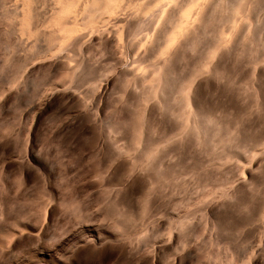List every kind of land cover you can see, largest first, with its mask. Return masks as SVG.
<instances>
[{
	"label": "rangeland",
	"instance_id": "obj_1",
	"mask_svg": "<svg viewBox=\"0 0 264 264\" xmlns=\"http://www.w3.org/2000/svg\"><path fill=\"white\" fill-rule=\"evenodd\" d=\"M233 1L121 0L105 13L92 0H0V264H132L123 241L145 264H264V0ZM197 76L208 104L190 120L179 94ZM58 92L72 103H44ZM45 181L72 208L56 204L46 236L10 240L15 224L41 223ZM98 232L111 247L67 251Z\"/></svg>",
	"mask_w": 264,
	"mask_h": 264
},
{
	"label": "bare ground",
	"instance_id": "obj_2",
	"mask_svg": "<svg viewBox=\"0 0 264 264\" xmlns=\"http://www.w3.org/2000/svg\"><path fill=\"white\" fill-rule=\"evenodd\" d=\"M98 1H100L103 5H100V6H98V7H96L97 9L98 8H100L103 12H107V13H112L113 11H114V9L120 4V1L121 0H92V2H93V4L95 5V3L97 2V4H98ZM152 1V0H151ZM235 1V0H234ZM233 1V2H234ZM236 2V1H235ZM144 3V2H143ZM232 3V2H231ZM89 4V3H88ZM203 4V3H202ZM205 4H207V3H205ZM78 5V4H77ZM90 5V4H89ZM131 5V4H130ZM232 5V6H231ZM231 5H229L228 6V8L231 10V11H233V12H236V11H238V10H240L241 8H243L242 7V0H239L238 1V3L237 4H231ZM91 6V5H90ZM69 7V6H68ZM94 7V6H93ZM133 7V6H132ZM182 9V8H181ZM173 10V9H172ZM67 11H68V9H66L65 10V12L67 13ZM118 11V10H117ZM128 11V10H127ZM246 11V10H245ZM58 12V11H57ZM182 12V11H181ZM156 13V12H155ZM199 13V12H198ZM197 13V14H198ZM65 14V13H64ZM58 15V14H57ZM67 15V14H66ZM129 15V14H128ZM151 15V14H150ZM146 19V18H145ZM175 21L172 23V27H171V29L169 30V32H168V35H167V37H166V41H165V48H167L169 45H170V43H172V41L183 31V29L185 28V26H186V23L189 21L188 20V15H187V10H185V11H183L182 13H181V15L177 18V19H174ZM202 21V20H201ZM121 22V21H120ZM143 22V21H142ZM141 22V23H142ZM110 23V22H109ZM137 23H139V22H137ZM251 23V22H250ZM188 24V23H187ZM143 25V24H142ZM109 26V25H108ZM139 26V25H138ZM153 26V25H152ZM160 26V25H159ZM196 26V25H195ZM207 26V25H206ZM210 26H211V24H210ZM50 27V26H49ZM97 27V26H96ZM115 27V26H114ZM137 27V26H136ZM147 27V26H146ZM146 27H145V30H146ZM158 28H160V27H158ZM239 28V27H238ZM69 30H71V29H69ZM239 30V29H238ZM164 31V30H163ZM142 32V31H141ZM160 32V31H159ZM207 32V31H206ZM219 32H220V38H219V40H218V42L216 41V43L217 44H213L212 46H209L208 48H207V50H208V52H206L207 53V55H208V57H213L215 54H217L218 56H219V54L217 53V51L219 50V49H221L220 47L221 46H223V45H225L226 43H227V38H228V36H227V38H226V36L224 35V33H223V28L222 29H220L219 30ZM199 33V32H198ZM132 34V33H131ZM133 34H135V33H133ZM136 34H138V33H136ZM155 36V35H154ZM208 36V35H207ZM158 37H159V35H158ZM105 38V37H104ZM112 38V37H111ZM260 38V37H259ZM218 39V38H217ZM101 40V39H100ZM197 40V39H196ZM210 41V40H209ZM89 42V41H88ZM163 43V42H162ZM105 44V43H104ZM164 44V43H163ZM192 44V43H191ZM145 45V44H144ZM258 47V46H257ZM203 48V47H202ZM223 48H225V47H223ZM223 48H222V50H223ZM169 50V49H168ZM206 50V51H207ZM221 51V50H220ZM117 52V51H116ZM128 52V51H127ZM227 52V51H226ZM221 53V52H220ZM116 54V53H115ZM119 55V54H118ZM225 55V54H224ZM141 56H142V54H141ZM214 58V57H213ZM207 59V58H206ZM223 59H224V57H223ZM226 59V58H225ZM224 59V60H225ZM166 60V59H165ZM209 61H210V59H208ZM217 60V59H216ZM216 62V61H215ZM133 63V62H132ZM151 63V62H150ZM167 63V62H166ZM165 63V64H166ZM163 64V62H161V66H164V64ZM206 64V63H205ZM207 64H209L208 62H207ZM206 64V65H207ZM212 64V63H211ZM206 65L204 66V65H202V66H204V68L203 69H201V70H206ZM215 65V64H214ZM259 65V64H258ZM125 66V65H124ZM157 67H158V65H156ZM155 66V67H156ZM165 66H167V64L165 65ZM217 66V65H216ZM154 67V68H155ZM156 67V68H157ZM207 67L209 68V67H211V65H207ZM214 67V66H213ZM213 67H211V69L213 70ZM165 67H160V65H159V68H158V70H157V78H159V79H156L157 81H158V83L159 84H161V85H163V83H164V79L162 80V77H164L165 78V73H166V69H164ZM256 69H257V67H256ZM156 70H154L155 72H156ZM199 70H200V68H199ZM204 70V71H205ZM208 70V69H207ZM216 71V70H215ZM222 71V70H221ZM255 71V70H254ZM257 71V70H256ZM155 72L153 73V75H156L155 74ZM207 73V72H206ZM221 73V72H220ZM219 73V74H220ZM264 72L262 71V70H258V75H260V74H263ZM193 75V74H192ZM191 75V76H192ZM196 75V74H195ZM107 77V76H106ZM198 77V76H197ZM201 77V76H200ZM204 76H202V78H203ZM258 77V76H257ZM156 77H154V78H152V79H155ZM190 78V77H189ZM188 78V80L187 81H189V80H191V79H189ZM192 78H194V76H192ZM261 78V77H260ZM94 79V78H93ZM198 79H199V77H198ZM105 80H106V78H105ZM205 80H206V78H205ZM74 81V80H73ZM154 81V80H153ZM162 81H163V83H162ZM102 82V81H101ZM153 84V85H152ZM158 84V85H159ZM151 85L152 86H154L155 84L154 83H151ZM209 84H208V81H206V82H203L202 80H201V78L199 79V80H196L195 81V79H193V80H191L189 83H187L186 85H185V87L183 86V88H182V95L181 94H179L180 95V98H182L181 100H183L182 101V104L185 106V108H186V110L187 111H185V118H186V114H187V118L186 119H188V118H190V117H192L193 119H190V120H194L195 118V116H197L202 110H204L205 109V107H207V104H208V102H207V97H206V92H205V88H206V86H208ZM106 87H107V82L106 81H104V82H102V83H100V85H99V88L97 87V89H99L98 91L96 90V92H98V96L100 97V99L103 97V95L105 94V89H106ZM154 88V90H151L152 92L153 91H155V92H157L158 91V89H160L158 86H154L153 87ZM152 88V89H153ZM180 88H181V86H180ZM256 89V88H255ZM161 90V89H160ZM150 91V92H151ZM72 92V91H71ZM152 92L150 93V94H152ZM153 93V94H156V93ZM160 91H158L157 92V94L159 93ZM180 92V91H179ZM256 92V91H255ZM49 93V92H48ZM54 93H56V92H54ZM54 93H53V96L52 95H50V96H52V98L50 99L49 97H47L46 99H44V103L45 104H47V103H49V102H51V101H56L58 104H62V105H68V104H71L72 103V99H73V95H72V93H66V92H58L57 94H55L54 95ZM173 93V92H172ZM181 93V92H180ZM257 93L258 92H256V95H257ZM97 94V93H96ZM152 94V95H153ZM176 94H178V93H176ZM167 95V94H166ZM150 96V95H149ZM182 96V97H181ZM45 97V96H44ZM43 97V98H44ZM1 98V97H0ZM100 101V100H99ZM152 101V100H151ZM210 101V100H209ZM120 102V101H119ZM243 102V101H242ZM151 103V102H150ZM104 104V103H103ZM148 104V103H147ZM61 105V106H62ZM39 106V105H38ZM60 108H62V107H60ZM184 108V109H185ZM183 109V108H182ZM218 109V108H217ZM248 110V109H247ZM82 111V110H81ZM205 111V110H204ZM77 113V112H76ZM208 113V112H207ZM206 113V114H207ZM204 114V113H203ZM229 114V113H228ZM70 115V114H69ZM95 115V114H94ZM124 115V114H123ZM200 115V114H199ZM70 116H72V114L70 115ZM69 116V117H70ZM210 116H211V114L209 115V118H208V121H209V119H211L210 118ZM68 117V116H67ZM198 117H200L201 118V116H198ZM235 117V116H234ZM159 118V117H158ZM213 118V117H212ZM214 118H216V116L214 117ZM213 118V119H214ZM196 119H197V117H196ZM243 119V118H242ZM71 120H72V118H71ZM75 120H77V119H75ZM199 120V119H198ZM217 120V119H216ZM219 120V119H218ZM217 120V122H218V124L220 123L219 121ZM68 121V120H67ZM213 121V120H212ZM211 121V122H212ZM72 122V121H71ZM92 122V121H91ZM186 122H187V120H186ZM194 122V121H193ZM192 122V123H193ZM69 123V122H68ZM188 123V122H187ZM197 123V121L195 122V124ZM91 124V123H90ZM214 124H217L216 122L214 123ZM217 124V125H218ZM64 125H68V124H64ZM86 125V124H85ZM96 126V125H95ZM216 126V125H215ZM63 127V126H62ZM61 127V128H62ZM67 127H69V126H67ZM165 128V127H164ZM140 130V129H139ZM207 130V129H206ZM65 131V130H64ZM186 131V130H185ZM28 132V131H27ZM162 132V131H161ZM211 132V131H210ZM111 133V132H110ZM138 133V132H137ZM150 133V132H149ZM70 134V133H69ZM113 135V134H112ZM181 135V134H180ZM174 136V135H173ZM176 136V135H175ZM69 137V136H68ZM99 138V137H98ZM138 138H140V136H138ZM28 139V138H27ZM141 139V138H140ZM136 140H138L137 138H136ZM28 140H26V153H27V155H30V153H31V146L33 145L32 144V142L31 141H28ZM256 146V145H255ZM148 147V146H147ZM151 147V146H150ZM257 147V146H256ZM95 148V147H94ZM99 148H100V146H99ZM257 148H259V147H257ZM63 149V148H62ZM146 149V148H145ZM149 151H150V149L149 148H147ZM184 149V148H183ZM189 149V148H188ZM109 150H108V147H107V145L106 144H104V143H102L101 144V148H100V151H99V149H98V152H100L99 154H101V157L103 158L104 156H106V153L108 152ZM112 152V151H111ZM151 152V151H150ZM40 153V152H39ZM109 153V152H108ZM122 153V152H121ZM149 153V152H148ZM146 154L147 156L149 155L150 156V153L149 154ZM118 154V153H117ZM153 154H155V153H153ZM264 154V153H263ZM97 155V154H96ZM111 156V155H110ZM113 156V155H112ZM118 156H119V154H118ZM241 156V155H240ZM26 157V156H25ZM124 157V156H123ZM190 157V156H189ZM195 157V156H194ZM202 158H203V156H202ZM118 157H114L113 159H112V161L110 160V164H109V166H110V168H117V167H119V165H121V163H120V161L118 162ZM198 160V159H197ZM43 162V161H42ZM161 162V161H160ZM179 162V161H178ZM105 163V162H104ZM159 163V162H158ZM181 163V162H180ZM237 163V162H236ZM45 164V163H44ZM131 164V163H130ZM163 165V164H162ZM46 166V165H45ZM159 170V169H158ZM204 170V169H203ZM108 171V170H107ZM163 171V170H162ZM46 173V172H45ZM48 173V172H47ZM143 174V173H142ZM222 174V173H221ZM204 176V175H203ZM217 178V177H216ZM127 181V180H126ZM134 181V180H133ZM46 182V184L49 186V184H48V181H45ZM136 182V181H135ZM206 182V181H205ZM239 182V181H238ZM123 183V182H122ZM235 183H237V182H235ZM159 184V183H158ZM235 185V184H234ZM55 186V185H54ZM48 189H49V191H48V193H47V197H46V202L44 203V210H43V218H42V221H41V223L38 225V226H32V225H30V224H15V228L13 229V231L12 230H10V236H11V239L10 240H14V238H16V237H18V236H21V235H23V234H27V235H32V236H34V237H37V239H39L40 237H41V235H45V234H47V230H48V222H49V219H51L52 217H53V215H55V214H57L58 213V211H57V209H56V207L55 206H57V205H61V206H65V209H67V208H72V203H73V198H72V193H61V194H57L56 195V192H54V189H52V187L51 186H49L48 187ZM126 189V188H125ZM138 191V190H137ZM113 194V193H112ZM235 194V193H234ZM58 197V199H56ZM116 198V197H115ZM130 198V197H129ZM69 203V204H68ZM57 204V205H56ZM214 204V203H213ZM77 205V204H76ZM264 206V205H263ZM114 207V206H113ZM146 207V206H145ZM76 208L77 209H79L80 208V204H78L77 206H76ZM121 209V208H120ZM123 209V208H122ZM123 210H125V209H123ZM127 210V209H126ZM136 211V210H135ZM57 212V213H56ZM124 212V211H123ZM129 212H131V210H128V213ZM120 213H122V210L120 211ZM6 217V216H5ZM208 217V216H207ZM132 218V217H131ZM52 220V219H51ZM127 222V221H126ZM24 223V222H23ZM128 223V222H127ZM51 224V223H50ZM81 224V223H80ZM79 224V225H80ZM122 224H124L123 222H118V224L117 225H122ZM82 226V225H81ZM93 227V226H92ZM91 226H83V228H84V230H91V231H93V228H92ZM101 228V227H100ZM12 231V232H11ZM9 233V232H8ZM96 233V232H95ZM71 233H69V236L68 235H64V237H61V238H58V239H56L55 238V243H56V245L53 243L52 245L53 246H51V247H54V248H56L57 246H58V244L62 241V242H65V241H67V240H71L72 239V235H70ZM51 235H53V234H51ZM241 235V234H240ZM46 236V235H45ZM53 237V236H52ZM51 237V238H52ZM105 237V236H104ZM103 237V235L102 236H100V234H99V232L97 233V234H93V235H87V234H85V235H82V237L80 236L79 238H75L76 240L74 241V243H71V245H69L68 246V248H67V251H70L69 253H71L72 252V254L74 255V253H77V254H91L92 252H95V251H98L99 249H101V248H109V247H111L110 245H109V243H110V240L109 239H106V238H104ZM42 238V237H41ZM112 238H113V236H112ZM48 239V238H47ZM60 239V240H59ZM106 239V240H105ZM42 240V239H41ZM116 240V239H115ZM113 241V240H112ZM120 241V240H119ZM169 241V240H168ZM118 242V241H117ZM68 243V242H67ZM112 243V242H111ZM120 242H118V245H119V256H125V257H127L128 258V260L130 259V261H128V262H132V264H134V262L136 263V264H145V261H143L144 260V256H142V255H134L135 254V252H133V249H132V247H130V246H128L124 241L123 242H121L120 244H119ZM128 243V242H127ZM181 243V242H180ZM60 245V244H59ZM114 245V244H113ZM61 246H63V245H61ZM187 246V245H186ZM185 246V247H186ZM180 247V246H179ZM66 250V249H65ZM143 250V249H142ZM183 250V249H182ZM181 250V251H182ZM149 251V250H148ZM172 251V250H171ZM174 252V251H173ZM175 252H178V251H175ZM254 253V252H253ZM257 253V252H256ZM154 255V254H153ZM185 256V255H184ZM124 257V258H125ZM144 257V258H143ZM188 257V256H187ZM255 257V256H254ZM127 258H125V260L127 259ZM184 260V259H183ZM210 260V259H209ZM127 261V260H126ZM220 261V260H219ZM57 262H59V261H57ZM174 262V261H173ZM215 262V261H214ZM210 263V262H209ZM174 264V263H173ZM201 264V263H200Z\"/></svg>",
	"mask_w": 264,
	"mask_h": 264
}]
</instances>
